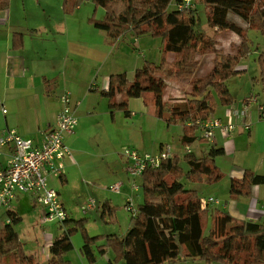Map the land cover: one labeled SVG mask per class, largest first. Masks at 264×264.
Returning <instances> with one entry per match:
<instances>
[{
    "label": "trees",
    "instance_id": "16d2710c",
    "mask_svg": "<svg viewBox=\"0 0 264 264\" xmlns=\"http://www.w3.org/2000/svg\"><path fill=\"white\" fill-rule=\"evenodd\" d=\"M85 1L65 0L64 10L71 13ZM92 1L96 7L104 8L105 16L97 19L94 14L89 21L96 29L105 32L109 39L118 40L131 34L134 38L147 35L163 41L160 63L144 61L132 80L126 73L110 76L108 89L101 90L100 95L108 101L112 116L117 110L129 118V101L140 98L144 93H153L157 118L168 126L179 120L184 122V132L180 137L183 147L200 143L205 149L200 155L193 151L174 155L157 168L143 173L144 200L124 236L91 237L85 227L86 219L74 221L72 227L54 237L47 264H71L64 256L73 249L71 237L78 231L83 235L82 252L89 262L95 261L91 246L105 240L98 250L102 255L109 249L114 253V260L108 264L120 261L125 264H188L189 261L264 264V223L239 220L219 208L202 209L198 191L187 189L184 184L185 180L212 185L224 178L216 165V157L223 155L224 149L208 144L196 121L207 120L218 108L231 106L235 101L227 82L243 71L238 68V62L248 54V37L246 29L229 19V14L240 16L251 29L264 34V8H257L256 0H204L208 25L219 31L234 32L242 38L237 53L230 55L216 48L218 42L202 29L195 9H170L173 2L178 4L182 0ZM9 5L10 0H0V12L7 11ZM23 47L24 34L14 33L12 49L21 50ZM210 50L217 57L213 69L206 76L195 78L200 66L196 55ZM168 54L173 55L172 60H168ZM259 61L261 73L253 83L254 86L259 85L261 93H264V52L260 54ZM183 78H193L190 97L174 104L167 101L164 98L167 81ZM50 82L44 79L46 89ZM118 96L120 101H117ZM257 185L264 186V175L247 169L242 178L230 181V196L235 199L251 197ZM102 209V216L113 215L116 210L109 201L103 203ZM21 221V216L13 210L0 217V264L11 259L16 264H34L33 255L26 252L16 229ZM208 221H212V228L205 234ZM243 253L247 254L245 260L239 256Z\"/></svg>",
    "mask_w": 264,
    "mask_h": 264
},
{
    "label": "crops",
    "instance_id": "0c3cea01",
    "mask_svg": "<svg viewBox=\"0 0 264 264\" xmlns=\"http://www.w3.org/2000/svg\"><path fill=\"white\" fill-rule=\"evenodd\" d=\"M96 12L91 6L90 9L89 6H86L84 13L88 15V22ZM101 13L103 14V10ZM236 16V14L235 16L229 14L228 17L240 24ZM27 20L26 17L17 15L11 7L7 11L0 12V133L14 129L25 138L41 141L42 132L54 125L62 107L60 97L65 93L70 94L75 102H80V105L75 108L79 125L80 119L94 114L99 104L104 103L105 98L101 97L100 91L108 89L110 76L116 73H126L128 79L132 80L135 71L142 66L143 59L146 58L129 53L128 45L121 42L122 38L111 40L105 32L101 30L98 32L99 30L90 22L89 24L93 28L88 27L89 29L80 31L74 22H71V25H68L65 30L61 27L59 30L50 25L30 27ZM35 29L44 31L41 35H44L45 45L31 50L28 47V42L31 39H27L26 34L36 31ZM16 32L25 35L24 47L21 50L12 49V37ZM80 32L84 33L83 38H79ZM221 33L222 31L216 28L212 29L211 36H215V40L218 42L217 47L226 54L234 55L235 49L241 44L240 37L234 34L236 38L231 36L228 39L231 42L226 44L225 41L228 40L217 36ZM55 35L65 36L67 40L56 38ZM133 42V50L140 51L138 39L134 38ZM120 43H123L124 46H121ZM116 49H118L117 52ZM157 58L153 62L159 63L160 57ZM167 58L172 60L173 55L168 54ZM208 59L204 60L201 66L203 72L198 77L207 75L213 69L216 58ZM44 79L51 80L47 89ZM175 83L180 86L179 82ZM247 85H249L248 82ZM253 93L258 95V104L248 110L246 121L251 125L250 130L244 129L245 121H237L234 132L227 136L221 130H217L215 138L208 144L224 149V154L216 157V165L223 172L224 178L226 177L223 182L224 190L222 184L217 187L223 193L226 192V199H221L220 205L223 204V206L221 205L222 207L219 209L229 212L239 220L264 223V186H255L251 197L237 199L232 198L229 194L230 184L228 188V181L233 178H242L247 169L264 175V112L259 111V105L264 106V93H261L259 85L255 88L253 85L251 92L249 89L243 94L233 96L235 100L233 103L240 102ZM120 100L121 97L118 96L117 101ZM104 101L107 102V108H109L108 101L106 99ZM227 107L218 108L214 115L225 121ZM129 109L130 117H138L141 120V131L145 124L150 126L149 123L154 125L156 123L158 125V121L161 120L156 116L153 93L147 92L140 98L131 99ZM5 110L6 112H4ZM179 127L171 126L169 128L178 131L182 136L183 133L181 134L179 129L182 132L183 129ZM72 135L67 136L66 140ZM139 142L144 145L141 136ZM162 144L158 145L156 151L151 149L153 154L158 149L160 150ZM199 146L201 154L205 146L203 144ZM146 150L148 149L146 148ZM174 155H181L179 149H174ZM9 156L10 149H0V167L6 165ZM125 166L127 168V162ZM116 177L120 178L118 174ZM64 179L67 181V177ZM118 180L121 179H116V181ZM55 184L59 187L57 182ZM122 197L125 198L124 195ZM26 203H30L31 207L36 210L39 209L31 196L21 194L14 202L12 210L21 216L19 210ZM216 208L217 206H210L208 210ZM3 215V212H0V217ZM38 225H40L39 214ZM41 255L45 256V260L48 261L50 254L44 252V248ZM4 264H16V261L6 260Z\"/></svg>",
    "mask_w": 264,
    "mask_h": 264
},
{
    "label": "rangeland",
    "instance_id": "374dc122",
    "mask_svg": "<svg viewBox=\"0 0 264 264\" xmlns=\"http://www.w3.org/2000/svg\"><path fill=\"white\" fill-rule=\"evenodd\" d=\"M64 1L65 0H10L9 9L11 7L15 10L17 15L24 16V18L26 17V19H28L26 22L30 27L50 25L54 27V29L59 30L60 27L65 30L68 25H71V22H74L75 26L78 25L80 31L93 28L89 24L90 21L88 22L87 20L88 15L84 13L86 6H89V9L91 6L95 9V12L98 10L95 14L97 19L104 18V8L96 7L92 0L85 1L80 9H75L71 13L64 10ZM256 3L257 8H264V0H256ZM175 8L176 4L173 2L170 5V9ZM101 10H103V14ZM195 10L200 19L202 29L208 36L210 35L209 37L215 39V36H211L213 28L209 26L207 22L204 0H195ZM230 15L235 16L234 13H230ZM237 16L236 18L240 22L238 25L241 27L243 26L244 30L246 29V35L248 37V54L242 57L238 62V68H242L243 71L239 73V75L233 76L227 82L229 91L232 96L235 97L249 91V89L251 92L253 89V81L259 78L261 73L259 56L264 52V34L257 29H251L246 20ZM35 30L36 31H31L26 34L27 39H31L28 42V47L31 50H35L36 47H44L45 45L43 41L44 35H41L44 31ZM98 32L101 31L99 30ZM83 34V32H80L79 38H83ZM234 34L236 33L224 30L217 36L218 38L228 40L231 36H234ZM55 37L67 40L65 36L55 35ZM133 39L134 37L131 34L122 37L121 42H125L128 45L129 53L135 56H145L146 58L143 59V63L144 61L153 62L154 59H158V56L161 62L163 57V41L161 38H153L147 35L136 38L138 39L140 51L133 50ZM240 39L242 41L241 37ZM229 42L231 41H225L226 44H229ZM120 44L124 46L123 43ZM237 49L238 47L234 51L235 54L237 53ZM117 50L118 49H116V52ZM213 57L217 58L212 50L196 55V58L200 62V66L195 74V78H200L198 75L203 72L201 66L204 60L207 61L209 60L208 58L212 59ZM192 79L193 78H183L177 81H167L164 98L174 104L178 101L182 102L190 97ZM175 82H179L180 86L176 85ZM247 82L249 85H247ZM255 87L256 86H254V88ZM104 100L103 102L105 104H99L94 114L79 120V125L76 127L74 134L66 140L68 147L74 154V162H67L65 176L67 177V181L66 183L63 182V185H60L58 188L60 199L69 212L70 221L62 226H58L57 224L38 225L39 209L36 210L31 207L30 203H26L19 210L22 221L16 229L21 241L25 245L26 252L33 255L34 264H47V260H45L46 257L41 255L43 248L47 247V242L51 243V237H53V242L54 237L72 227L74 221L86 219L85 227L88 235L91 237H110L112 235L124 236L127 233L134 217L125 209L126 198L132 196L139 209V205L143 203L144 197L141 186L142 176L134 180L127 173V168L125 166L127 158L124 155L126 149L133 148L140 151V153H144V151H148L145 153H153L151 149L156 151L155 149H157L158 145L163 143L162 145L170 146L173 149V156L174 149H179L181 155L187 152L186 147H183L180 142L181 135H179L178 131L169 128L171 126H180L179 128H182L184 132L183 121L179 120L176 124L168 126L165 121L159 120L158 125H156V123L155 125L149 123L150 126L145 124L143 131H141L142 124L138 117L126 118L122 111L117 110H115L112 116L110 109L107 108V102ZM196 125H198L197 121ZM180 131L182 134L183 132L181 129H179V132ZM140 136L144 140V145H141L139 142ZM199 145L200 143H195L188 147H190L191 151L194 150L196 155H200L199 151L201 148ZM146 148L148 150H146ZM158 151L159 149L157 152ZM117 174L120 178L116 177ZM116 179L121 180L116 181ZM224 179H226V177L217 184L212 185H208L204 182L192 183L185 180L184 184L187 189L197 190L201 198L208 199L209 197H214L221 201V199H226V192L223 193L221 190L217 189V187L219 184H222L224 190ZM114 182L123 183L121 194L110 191L109 188ZM229 182L230 180L228 181V188ZM134 185L138 186L139 189L137 191H133ZM123 195L125 198L122 197ZM91 201H95L96 207L88 209L87 213H84L83 209L87 208ZM105 201H109L111 206L116 208L113 215L106 214L102 216V205ZM221 205L223 206V204ZM221 205H218L219 207L217 206V208L222 207ZM211 224L212 221H208L205 234H208L209 230L212 228ZM71 241L73 249L64 256L71 264H108L109 261L114 260V253L110 249L107 250L105 255H102L98 250V246L104 245L105 240H99L96 244L91 246L95 255V261L93 262H89L82 252L84 239L80 231L72 235ZM50 247L48 251L45 252L49 253ZM239 256L241 260L247 259L246 253L240 254ZM200 262L201 261H189L188 264H199ZM118 264L125 263L124 261H120ZM201 264L205 263L201 262Z\"/></svg>",
    "mask_w": 264,
    "mask_h": 264
},
{
    "label": "built area",
    "instance_id": "2783aa9c",
    "mask_svg": "<svg viewBox=\"0 0 264 264\" xmlns=\"http://www.w3.org/2000/svg\"><path fill=\"white\" fill-rule=\"evenodd\" d=\"M176 9H195V0H182L176 4ZM62 107L57 114L54 125L42 132V140L21 136L16 130L9 129L0 133V149H10V156L5 166L0 167V212L6 213L12 210L14 202L21 194L31 196L39 208V224H57L62 226L69 220V212L60 199L58 186L63 185L66 176L67 162H74V154L66 144V137L74 134L78 126V116L75 108L80 102H75L70 94L60 97ZM258 104L256 94H251L240 102H235L227 107L225 121L211 114L207 120L197 121L203 130L202 136L212 141L216 131L221 130L225 135L234 132L237 121L243 123L245 130H250L251 125L246 121L248 110ZM259 111L263 113L264 107L259 105ZM6 112V110L4 111ZM192 123H189L190 125ZM191 152L190 147H186ZM124 155L127 158V173L134 180L140 178L147 169L157 168L161 162L173 156V149L164 146L153 153H140L136 149H126ZM69 164V163H68ZM56 181V182H55ZM53 183V184H52ZM122 182H116L110 186V191L116 194L122 193ZM137 185L133 191H137ZM221 201L214 197L201 198L202 209L220 205ZM96 207L95 201H91L88 209ZM125 209L133 217L137 216L139 209L132 196L126 198ZM10 222V219L7 220ZM47 242L44 252L52 245Z\"/></svg>",
    "mask_w": 264,
    "mask_h": 264
}]
</instances>
